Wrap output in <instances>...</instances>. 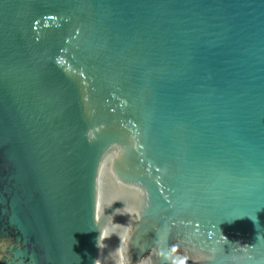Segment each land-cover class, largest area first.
<instances>
[{
  "label": "water",
  "instance_id": "1",
  "mask_svg": "<svg viewBox=\"0 0 264 264\" xmlns=\"http://www.w3.org/2000/svg\"><path fill=\"white\" fill-rule=\"evenodd\" d=\"M0 264H264V0H0Z\"/></svg>",
  "mask_w": 264,
  "mask_h": 264
}]
</instances>
